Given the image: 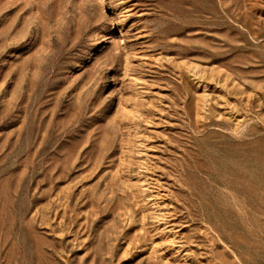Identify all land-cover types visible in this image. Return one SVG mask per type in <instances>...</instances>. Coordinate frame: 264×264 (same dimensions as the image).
Instances as JSON below:
<instances>
[{"label": "rangeland", "instance_id": "rangeland-1", "mask_svg": "<svg viewBox=\"0 0 264 264\" xmlns=\"http://www.w3.org/2000/svg\"><path fill=\"white\" fill-rule=\"evenodd\" d=\"M0 264H264V0H0Z\"/></svg>", "mask_w": 264, "mask_h": 264}, {"label": "bare ground", "instance_id": "bare-ground-1", "mask_svg": "<svg viewBox=\"0 0 264 264\" xmlns=\"http://www.w3.org/2000/svg\"><path fill=\"white\" fill-rule=\"evenodd\" d=\"M225 95V94H224ZM221 97H222V95H221ZM224 97H226V95L224 96ZM219 101V100H218ZM230 101V100H229ZM232 101V100H231ZM217 103V102H216ZM218 103H220L221 104V106L220 107H217V109L218 110H227V112H226V114L228 115H230V117H231V113H235L236 111H235V105H234V103L233 104H231L232 106H230V103H228V101L226 100V99H223V100H220ZM232 103V102H231ZM214 104V103H213ZM219 104V105H220ZM215 106V105H214ZM203 108V107H202ZM209 110V109H208ZM217 111V110H216ZM221 113V112H220ZM225 114V115H226ZM222 115V114H221ZM223 116V115H222ZM233 117V116H232ZM236 118V117H235ZM234 118V119H235ZM226 119V118H225ZM237 120V119H236ZM221 122V121H220Z\"/></svg>", "mask_w": 264, "mask_h": 264}]
</instances>
